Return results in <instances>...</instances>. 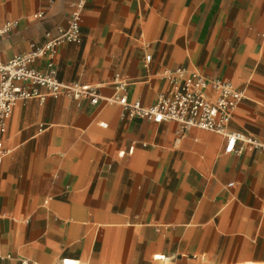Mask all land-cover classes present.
Here are the masks:
<instances>
[{
    "label": "crops",
    "instance_id": "0c3cea01",
    "mask_svg": "<svg viewBox=\"0 0 264 264\" xmlns=\"http://www.w3.org/2000/svg\"><path fill=\"white\" fill-rule=\"evenodd\" d=\"M76 1L0 0V26L12 23L0 57L66 28ZM85 1L81 42L63 44L55 67L99 100L14 107L0 264H264V0ZM177 68L234 85L228 131L261 148L226 154L219 134L124 115L116 99L152 106Z\"/></svg>",
    "mask_w": 264,
    "mask_h": 264
},
{
    "label": "built area",
    "instance_id": "2783aa9c",
    "mask_svg": "<svg viewBox=\"0 0 264 264\" xmlns=\"http://www.w3.org/2000/svg\"><path fill=\"white\" fill-rule=\"evenodd\" d=\"M85 3V0L76 1L68 26L60 28L59 32L45 43H34L28 51L6 61L0 57V164L7 151L3 139L7 131V121L18 102L36 98L45 101L49 95L72 96L88 100L90 104H96L99 100L98 89L76 81H61L55 67L57 54L63 44L70 41L81 42L80 15ZM11 26V22L0 26V37L7 34ZM41 58L46 62L44 69L35 64ZM168 80L170 90L161 94L152 106H142L138 102L129 103L126 98L116 99L123 107L124 115L157 124L165 121L175 122L182 130L198 128L219 134L226 139V154L240 153L238 142L261 148L253 138H246L238 131H228L232 112L242 96L234 85L215 78L208 79L197 70L187 72L182 68H177L169 75ZM41 88H45V91Z\"/></svg>",
    "mask_w": 264,
    "mask_h": 264
}]
</instances>
